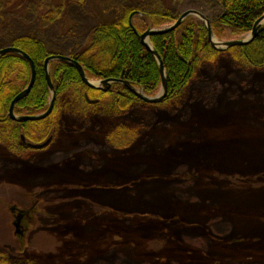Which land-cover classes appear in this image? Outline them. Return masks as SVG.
I'll use <instances>...</instances> for the list:
<instances>
[{
    "label": "rangeland",
    "instance_id": "rangeland-1",
    "mask_svg": "<svg viewBox=\"0 0 264 264\" xmlns=\"http://www.w3.org/2000/svg\"><path fill=\"white\" fill-rule=\"evenodd\" d=\"M128 1L74 0L71 33L29 17L10 35L34 33L65 54L98 6ZM152 1L173 16L220 10L218 0ZM187 95L177 107L118 116L62 112L50 144L25 156L0 143V255L16 264H264V67L222 57ZM121 124L140 133L123 149L107 140ZM34 199L45 214L14 234L11 207Z\"/></svg>",
    "mask_w": 264,
    "mask_h": 264
},
{
    "label": "trees",
    "instance_id": "trees-1",
    "mask_svg": "<svg viewBox=\"0 0 264 264\" xmlns=\"http://www.w3.org/2000/svg\"><path fill=\"white\" fill-rule=\"evenodd\" d=\"M72 1L0 0V48L14 46L23 50L35 66L34 83L29 93L16 103V115H34L47 109L51 94L43 63L52 54L67 55L76 60L88 79L125 80L147 96H155L160 91L158 63L138 36L149 27H166L180 15L177 13L173 16L167 6L159 9V2L129 0L128 5L108 10L98 6L95 25L81 43L77 42L65 54L54 53L34 33L10 35L14 26L23 25L29 17L38 24H62L60 28L71 33L72 27L67 28L64 20ZM218 3L219 12L213 17H205L210 20L213 35L219 40L245 37L251 32L255 21L264 15V0H218ZM133 12L131 26L129 15ZM149 43L159 54L166 74L167 93L162 101L146 103L120 83H112L105 91L90 88L81 81L70 63L52 60L49 62V74L56 94L53 109L44 119L24 122L10 119L8 108L13 97L29 82V63L14 53L0 56V143L25 156L31 149L24 146L20 135L32 142H41L50 135L54 138L62 112L81 117H87L90 112L118 116L138 105L180 106L188 100L187 90L197 80L199 71L204 67L214 68L222 57H230L254 68L264 67V25L250 43L217 50L209 42L205 24L190 15L173 30L150 36ZM201 92L202 89H197L194 95L200 96ZM87 98L97 101L90 103ZM139 135L138 129L121 124L109 132L107 140L114 147L123 149ZM0 264L16 263L0 255Z\"/></svg>",
    "mask_w": 264,
    "mask_h": 264
},
{
    "label": "water",
    "instance_id": "water-1",
    "mask_svg": "<svg viewBox=\"0 0 264 264\" xmlns=\"http://www.w3.org/2000/svg\"><path fill=\"white\" fill-rule=\"evenodd\" d=\"M133 14H134V12L129 15V23L131 26H132L131 19H132ZM190 15L197 17L198 19H200L205 24V27H206L207 33H208L209 42H210L211 46L217 50H225V49L233 47V46H243V45L250 43L257 36L259 28L262 25H264V15H263L255 21L251 32L248 33L245 37H243L241 39H233V40L223 41V40L217 39L213 35L212 29H211V22L209 19H207L205 17V15L203 13H201L197 10H187V11H184L183 13H181L172 24H170L166 27H162V28H151V27H149L145 31H143L142 33H138V36H139V39H140L142 45L154 55V57L158 63V67H159V71H160V75H161V88H160L159 93L155 96H147V95L143 94L139 88L133 86L132 84H130L128 81H125V80H120L117 78H106V79H102V80L88 79L86 74H85L83 67L76 60L72 59L71 57H69L67 55H61V54L49 55L44 60L43 67H44V71H45L46 83H47L49 92L51 94V97H50L49 105H48L47 109L42 113L34 114V115H16L14 113V107H15L16 103L21 98H23L24 96H26L29 93V91L31 90L32 85L34 83V79H35L34 62L26 52H24L23 50H21L17 47H14V46L2 47V48H0V56L7 54V53H14V54H18V55L22 56L24 59H26L28 61L29 67H30V73H31L27 86L22 91L17 93L13 97V99L11 100L9 108H8V116L12 120H15L18 122H24V121L41 120V119H44L45 117H47L51 113L53 106H54L55 98H56L55 90H54V87H53V84H52V81L50 78V74H49V62L52 60H63V61L70 63L77 70L81 81L90 88L101 89V90L105 91L111 86L112 83H120V84L124 85L136 97H138L139 99H141L142 101H144L146 103H158V102L162 101L163 98L165 97L166 93H167L166 74H165V70H164V67L162 64V60H161L159 54L156 52V50L149 43V38L152 35L166 33V32L173 30L187 16H190ZM134 31H135V29H134ZM87 101L90 103H93V102H96L97 100H90L87 98ZM20 138H21L22 142H25V137L23 134L20 135ZM51 138H52V136H49L47 139H45L43 142H40V143H32V142H25V143L30 148L40 149V148H43L46 145H48V143L51 141ZM25 212L19 210V214H23ZM19 223H20L19 218L17 220L13 221V225L15 227V230H14L15 233L20 234L21 231L19 230Z\"/></svg>",
    "mask_w": 264,
    "mask_h": 264
},
{
    "label": "flooded vegetation",
    "instance_id": "flooded-vegetation-1",
    "mask_svg": "<svg viewBox=\"0 0 264 264\" xmlns=\"http://www.w3.org/2000/svg\"><path fill=\"white\" fill-rule=\"evenodd\" d=\"M50 136H52V135H50ZM52 139H53V137L51 138V141H52ZM25 142H32V141L25 140ZM25 142H22V143L24 144L25 147H28L29 148V146H27ZM50 142L48 143V145L50 144ZM48 145H46L45 147H47ZM45 147H43V148H45ZM43 148H40V149H43ZM29 149H31V148H29ZM33 150H35V149H33ZM87 152L89 153V151H87ZM23 195L28 196V193H23ZM40 202H41L40 199H34L33 201H31V203H30V205L28 207H24V208H18L16 206L11 207L13 221L17 220L18 218L20 220V223H19V230L21 231L20 236L21 235L22 236L25 235V229H26L24 227L25 226V222H27L28 225L30 223L34 222L33 221L34 220L33 219V215L34 214H36L38 212L45 214V211L41 207ZM19 210L24 211V212L26 211V212L23 213V214H19Z\"/></svg>",
    "mask_w": 264,
    "mask_h": 264
}]
</instances>
